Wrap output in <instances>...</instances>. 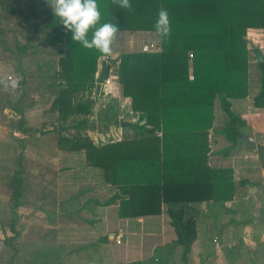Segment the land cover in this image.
Here are the masks:
<instances>
[{
    "label": "trees",
    "instance_id": "trees-1",
    "mask_svg": "<svg viewBox=\"0 0 264 264\" xmlns=\"http://www.w3.org/2000/svg\"><path fill=\"white\" fill-rule=\"evenodd\" d=\"M97 3L100 24L111 22L124 30L156 31L159 10L169 14L171 32L166 38L159 35L160 51H130L118 57V82L122 95L130 99L136 115L130 125L139 137L99 143L88 135L87 130L94 129L89 117L98 58L103 54L73 42L72 33L55 15L41 27L44 43L54 48L49 52L57 55V67L50 71L49 56L36 63L35 92L46 104L37 130L54 133L58 149L84 152L86 164L116 189L104 204L118 203L121 217L163 212L169 218L175 239L157 246L145 259L120 264H170L176 261L178 248V262L188 264L197 238L192 205L220 203L234 195L232 169L207 163L209 135L216 101L226 116L218 131L230 143L225 152L236 146L248 127L247 118L232 109V100L248 95L250 50L244 36L248 28H264V0H130L131 10L112 0ZM4 46L23 56L38 53L27 44L15 50ZM253 51L259 88L252 106L264 108V54L259 48ZM15 166L6 182L11 218L0 219V226L18 234L15 209L24 203V180L20 165ZM59 257L55 249L43 248L34 251L31 260L55 264Z\"/></svg>",
    "mask_w": 264,
    "mask_h": 264
},
{
    "label": "crops",
    "instance_id": "crops-1",
    "mask_svg": "<svg viewBox=\"0 0 264 264\" xmlns=\"http://www.w3.org/2000/svg\"><path fill=\"white\" fill-rule=\"evenodd\" d=\"M18 9H20V7ZM16 14L22 13L20 10H17ZM151 31L153 30L119 29L112 44V54L109 55L114 58L113 62L118 64L117 58L122 52L139 51V48L141 50V46L146 43L144 41L146 34ZM40 32L42 34L44 33L41 28L34 29V34L36 36ZM152 34H157V32L153 31ZM147 37H152V35ZM40 38H42V36ZM156 40H159V36ZM136 42L140 43V46L133 47ZM105 57L107 56L102 55L98 60ZM15 58L17 59V57ZM8 78L10 79L11 76L8 75ZM256 80L258 82V75H256ZM5 83V80L0 81V95L3 96L0 102V146L2 147V151H0V160L5 159V161L13 163V165H20V170L22 171L21 177L25 184L23 196H25L27 183L31 184L30 180H32V182L39 181L31 178L28 172L24 171L22 160L27 156V149H30L29 154H33L34 157H36L41 154L38 149L39 146L44 144L43 148L47 151V155L50 157L55 156L56 154L52 149L49 150L47 145V140L50 141L47 136L53 135L54 133L43 135L37 130V127L41 126V122L31 124L29 119L20 115L19 117L15 115L16 111L26 112L30 107H35V100L33 98L34 101L32 100L30 103L23 104L22 97L20 96L15 103H9V97L4 95L8 92V90L5 89ZM18 88L21 92H25L22 91L23 89L20 87ZM115 89L116 92L111 96H118L120 94L122 99L129 104V98L121 94L122 89L117 86ZM112 90L113 89H111V92ZM256 91H258V87ZM106 92L110 93L109 91ZM100 93L101 95L105 94L103 91ZM107 100L110 99L106 98V101ZM250 100L252 102V97ZM106 104L108 105L109 103ZM107 105H104L105 109H102V107L99 108V115H105L106 117L107 112L111 110ZM236 112L247 118L244 114L238 111ZM9 114L13 118L8 117ZM39 119H41V116H39ZM89 119L90 121H94L93 114ZM244 134H246L245 131ZM220 137L224 142H227L228 145L224 143L223 148H217L219 150L210 148L207 163L210 167H227L232 169V178L235 183L234 195L232 199L220 203L201 201L192 205V210L196 216L197 238L191 245V250L188 254V264H264V195L262 193L258 194L259 192L264 193V165L256 164L253 166V168L256 169L250 171L252 164L250 160L238 159V161H240V165H238L231 162V158L230 163L227 162L228 164L224 166L219 165V155L222 158H226L232 154V150L241 148V143H237L236 146L231 147L225 152L224 149H226L230 143L221 134ZM12 139H14L16 143H10L9 140ZM209 139L211 143L213 140L211 131ZM242 139L241 137L239 141L241 142ZM114 140L123 139L116 138ZM49 143L51 146V142ZM6 149H9L12 154H2ZM55 149H57V147H55ZM67 152H82L84 154L83 151H65V153ZM255 156L253 159L258 158V155ZM246 158H248V156H246ZM2 166L4 165L0 161V168ZM4 168H6V166H4ZM89 168L90 169H88L85 164H80L79 166L70 164L66 166L65 169L60 170L59 168L58 171L52 170V178L47 182L44 183V181L41 180L44 185L49 184V187L56 189L60 171L67 176V189L64 194L65 198H57L55 197V192L51 191L53 197L51 202L54 207L46 209L50 218L45 220L51 225V230L54 229V231H56L51 239L62 236L66 240H76L79 242L85 240V245L83 247L90 246L93 250V253L86 251V249L84 251L88 262L90 261L92 264H120L132 260L145 259L152 255L157 246L164 245L175 239L174 230L172 226L169 225V218L163 212L159 214L121 217L118 213V203L105 205V201L110 198L116 189L105 184L98 169ZM89 171L92 173L94 171L98 172L96 179L92 178L95 174H89ZM34 175H40V173ZM241 180L246 181V183H240ZM23 201L24 203L19 207L24 209L26 207L31 208L29 202L25 199ZM40 209L38 206L36 207L37 211H40ZM64 218L66 219L67 227L63 232L58 229V226ZM57 223L58 225H56ZM199 229L200 233H203L202 236L199 233ZM208 230L212 231V236L205 233ZM125 235L127 236V238H125V243H127V245L123 247V250H120V253L116 254L117 246L123 244L122 237ZM106 236H108L107 241L104 240ZM151 237H154V239L156 238V240L151 239ZM210 237H212L211 240ZM131 244L133 245V253L127 249V246ZM194 244L195 252L193 253L192 246H194ZM212 245L213 247H210ZM180 251L181 249L178 248L174 259L176 261L170 264H182L178 262V254ZM97 254L98 256L96 257ZM101 254L103 256L102 258ZM120 254L123 257H130L133 255L134 259L127 258V260H122V257H117ZM89 257L91 258L88 259Z\"/></svg>",
    "mask_w": 264,
    "mask_h": 264
},
{
    "label": "rangeland",
    "instance_id": "rangeland-1",
    "mask_svg": "<svg viewBox=\"0 0 264 264\" xmlns=\"http://www.w3.org/2000/svg\"><path fill=\"white\" fill-rule=\"evenodd\" d=\"M19 7L20 9H18ZM15 8L20 10L22 14L17 15L16 12H12V9ZM53 18L54 13L47 0H0V31H2V34H0V81H6L5 89H7L8 92L4 95L9 97V103H15L20 96L22 97L23 104L30 103L33 98L35 99V107H30L26 112L16 111L15 113V115L18 117L20 115L26 119H29V122L31 124L41 122L39 116L42 117L41 110L42 107L46 105L43 104V96H38V93L35 92L36 82L34 80V74L36 73L37 68L36 63H41L43 59H47V57L49 56L51 58V61L53 62H51L50 64L52 66L50 71L53 70V66L54 68L57 67V55L55 56L49 52L54 48H49V45L47 43H44L46 34H42L40 32L41 34L39 33L36 36L34 34V29L44 27ZM152 33L153 31L146 34V37L144 39L146 43L150 42L151 40H156L158 38V33ZM149 35H152V37H147ZM41 36L42 38H40ZM244 38L246 39L247 48L250 50L248 65L250 81L248 95L243 99L233 100L232 109L234 111L240 112L241 114H244V116H247L248 126L252 128L248 127L245 130V133H253L256 147H252L251 145H249L248 142L243 138L241 142H237L241 143V148L237 150H232V154L229 157L222 158L219 154L218 155L220 158L219 165L221 166L230 163V158L231 162L236 163L238 165H240V161H238V159L250 160L252 162L250 171H253L254 169H256L253 168L254 165H264V108L253 107L252 102L250 100L252 95L257 92L256 88H259V73L256 68V54L253 51V48H259L264 54V28H248L246 30ZM2 40L4 42H2ZM137 42L134 43L133 47L140 46V43ZM23 44L31 45L38 53H36L34 56H23L16 53L15 51L11 52L6 50V46H4L7 45L15 50L17 45ZM38 50L42 51L40 52ZM139 51H141L140 48ZM15 57L19 58L16 59ZM113 59L114 58H112L111 56H107L105 58L99 59L97 64L98 69L96 75L99 71H101L105 63L109 64V71L107 73V76L111 79L110 89H113L112 92L110 91L111 93H107V87L104 85L101 86L99 92L103 91L105 93L102 95L101 93H96V83L93 89L92 98L94 99V103L92 106V111L94 119V129L93 131L87 130V133L88 135H90V137H92L94 141L97 142L112 141L116 138L133 139L139 137V133L136 127L125 124V122L131 124V122L136 120V115H133L130 105L125 102L124 99H122L120 94L118 96H111L114 92H116V86L121 88V86H119L120 84L118 82L117 77V63H114ZM47 69L49 68L44 67V70ZM8 75L11 76L10 79L8 78ZM256 75H258V82L256 80ZM13 82H15V87L12 86ZM18 87L23 89L22 91L25 92H21L20 90H18ZM2 98L3 96L0 95V102ZM106 98H109L110 100L106 101ZM106 103L109 104L107 105ZM104 105H107L109 109H111L107 112L106 117L105 115H99V108L102 107V109H105ZM8 117L13 118L12 116H10V114L8 115ZM120 119H122L124 123L121 124ZM225 120L226 116L224 112L220 109L218 102L216 101L214 109V124L212 129L210 130L211 137L213 140L211 139L212 142H209V149L211 148L213 150H219L224 147V143H227L223 141V139L220 137V134L218 133ZM47 137L48 139H50V141L47 140L48 148L49 150L52 149V151L56 154L55 156H48L47 151L43 148L44 144H41L42 146L40 145L38 148L39 152L41 153L39 156L34 157L33 154H29L30 149L28 148L26 152L27 156L24 157L22 160L24 171L28 172L31 178L37 179L39 181L32 182V180H30L31 184L27 183L25 196H23L24 198H21V200L25 199L27 202H29L31 208L26 207L24 209L22 207H17L15 209L17 217L14 221V228L17 233H19V235L12 232L7 225L5 227L0 226V264H6L7 261L13 264H35V262H33L31 259L34 254V251H37L40 248L55 249L57 251L60 257L58 258V262L55 264H92V262H88L84 251L86 249V251L93 253V250L90 246L83 247L85 245V240H82L83 242H79L76 240H66L62 236H59L56 239H51V237L54 236V233H56V231H54V229L51 230V225L46 222V220L50 218V215L47 214L46 209H51L54 207L53 203L51 202L53 200L51 191L55 192V197L65 198L64 194L67 189V176L65 173H61L60 171V176L57 180L58 186L56 189L53 187H49V184L44 185L42 181H44L45 183L52 178V170L58 171L59 168L60 170L65 169L66 166L70 164H75L76 166H79L80 164H85L88 169L90 168L86 164V160L82 152L65 153V151H62L61 149L57 148V150L55 149V135H48ZM9 141L10 143H16L14 139ZM49 142H51V146ZM1 148L2 147L0 146V151H2ZM5 153L6 155L8 153L12 154L9 149H6L5 152L2 154ZM255 155H258L257 159H253ZM246 156H248V158H246ZM0 161L7 168H4V166H2L3 168H0V219L4 218L5 220H8L11 218V200L10 191L6 185V182L8 180V176L16 166L13 165V163H10L9 161H5V159H1ZM37 173H40V175L35 176L34 174ZM88 173L95 174L94 177L91 176L95 179L98 175L97 171H94L93 173L89 171ZM32 188L33 190L30 192ZM261 193L264 195L263 192H259L258 194ZM37 206L39 207V209L41 207L44 208H41L40 211H37ZM65 220L66 219L64 218L58 226V229L63 232L67 227V223ZM56 225H58V223ZM205 233H208L209 236H212V231L208 230ZM200 234L202 236L203 233ZM125 238H127L126 235L122 237L123 244L117 246L118 248L116 250V254L120 253V250H123V247L127 245V243H125ZM211 238L212 237H210V240ZM151 239H154V237H151ZM154 240H156V238ZM132 246V244L130 246L128 245L127 249H129L130 252L133 253L134 250ZM210 247H213V245ZM192 248V252L194 253L195 244L194 246H192ZM97 256L98 254L96 255V257ZM102 257L103 256L101 254V258ZM117 257H122V260H127V258H133V255H131L130 257H123L120 254ZM90 258L91 257H89L88 259Z\"/></svg>",
    "mask_w": 264,
    "mask_h": 264
},
{
    "label": "clouds",
    "instance_id": "clouds-1",
    "mask_svg": "<svg viewBox=\"0 0 264 264\" xmlns=\"http://www.w3.org/2000/svg\"><path fill=\"white\" fill-rule=\"evenodd\" d=\"M54 15L67 31L72 33L73 42L86 49H95L105 56L112 54V44L119 31L114 23L100 24L101 12L97 0H47ZM120 8L131 10L130 0H112ZM99 25V26H98ZM154 28L161 37L171 32L169 14L160 9ZM89 32L92 33L89 39ZM15 87V82L12 84Z\"/></svg>",
    "mask_w": 264,
    "mask_h": 264
},
{
    "label": "water",
    "instance_id": "water-1",
    "mask_svg": "<svg viewBox=\"0 0 264 264\" xmlns=\"http://www.w3.org/2000/svg\"><path fill=\"white\" fill-rule=\"evenodd\" d=\"M108 65L109 64H104L101 71L98 72V74L96 75V78H95V83H96V93H100V89H101V86L102 84L104 83V79L107 75V69H108ZM120 123H124V121L122 119H120ZM125 124L127 125H130V123L128 122H125ZM242 138H244L249 145H251L252 147H256V143H255V140H254V135L252 132H249V134H243L242 135Z\"/></svg>",
    "mask_w": 264,
    "mask_h": 264
},
{
    "label": "built area",
    "instance_id": "built-area-1",
    "mask_svg": "<svg viewBox=\"0 0 264 264\" xmlns=\"http://www.w3.org/2000/svg\"><path fill=\"white\" fill-rule=\"evenodd\" d=\"M160 50H161V44L159 40H151L150 42H147L141 46L142 52H151V51H160ZM110 82H111V79L106 75L102 86L103 85L106 86L107 91L109 92L111 91Z\"/></svg>",
    "mask_w": 264,
    "mask_h": 264
}]
</instances>
